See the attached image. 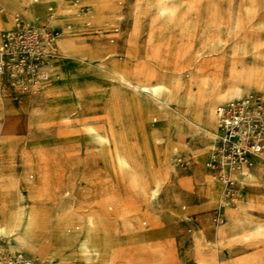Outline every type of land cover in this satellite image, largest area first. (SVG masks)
<instances>
[{
	"label": "rangeland",
	"instance_id": "1",
	"mask_svg": "<svg viewBox=\"0 0 264 264\" xmlns=\"http://www.w3.org/2000/svg\"><path fill=\"white\" fill-rule=\"evenodd\" d=\"M30 5L0 0V16L26 18ZM51 8L60 37L49 79L38 84L44 57L0 74V251L35 264H182L181 238L193 248L194 233L210 232L214 245L227 215L244 210L254 223L223 237L220 258H264V156L233 184L208 167L231 74L255 75L252 94L264 98V0ZM200 92L206 131L186 123ZM197 192L209 207L194 210Z\"/></svg>",
	"mask_w": 264,
	"mask_h": 264
},
{
	"label": "built area",
	"instance_id": "2",
	"mask_svg": "<svg viewBox=\"0 0 264 264\" xmlns=\"http://www.w3.org/2000/svg\"><path fill=\"white\" fill-rule=\"evenodd\" d=\"M18 29L11 34V42L0 48V74L7 65L14 68L27 66L34 68L43 60L44 52L40 48L42 34L30 26H26L22 19L17 20ZM52 34L51 31H49ZM8 60L12 61L9 62ZM16 68L15 76L19 74ZM218 114L222 120L223 133L219 147L208 162L213 170H222L227 165L251 163L264 152V100L256 95L247 101L227 102L218 107ZM249 116H252L249 118ZM228 183L233 184L232 180ZM229 191L226 198L233 199ZM228 203H231L229 201ZM216 220H221L218 213ZM6 254L0 251V262L4 261ZM17 262L32 264L21 251L15 252Z\"/></svg>",
	"mask_w": 264,
	"mask_h": 264
},
{
	"label": "bare ground",
	"instance_id": "3",
	"mask_svg": "<svg viewBox=\"0 0 264 264\" xmlns=\"http://www.w3.org/2000/svg\"><path fill=\"white\" fill-rule=\"evenodd\" d=\"M52 3H54L53 5H55V7H56V6L60 5L61 0H38V3L32 2V0H31V4H32V5H30L31 7H28V8L26 7L24 9L26 18L23 15H21L19 12L15 13L14 19H13L14 20V26L9 30H6L3 33H0V48H2L3 47L2 45H5V44H8L11 42V38H10L11 34L18 29V25H17L18 19H22L26 26H30V27L34 28L35 30H38L41 32L43 39H41V41L39 43H40V48L44 52V59L46 61V65L44 67H41L39 69L40 71H38L39 72V78H40V82L38 84L49 79L50 64H51L52 59L56 57V45H57V42H58L59 37H60L59 31L54 26V24H52L53 18H54V14H53V11L51 8L53 6ZM46 6L50 7L48 15L46 18H43V19L38 18L36 21H30V20H34L38 16V13H40L44 9V7H46ZM44 20H47V26L44 25V23H43ZM49 31H51L52 34H50ZM152 38H154V36H152ZM260 88H261V84L258 81V79L256 78V76L253 74H250L246 71L231 74L230 83H229L228 89L225 93L224 101L221 102V104H219L216 108V120H217L216 123H217L218 128H219L218 132H223L222 120L218 114V107H220L221 105H223L227 102L250 100V99L254 98L256 95H258V94H256V95L252 94V91L260 90ZM202 93L203 92L196 94V96L193 98V106H194L193 110L189 111L186 115V123L188 124V126L190 128L200 127L199 121L204 117L203 109L200 107V104L198 103L201 99ZM247 95H249V96H247ZM263 100H264V98H263ZM251 117L252 116H249V118H251ZM179 125H182V124H179ZM183 126H182V128H183ZM263 156H264V152L261 153L257 158H255L254 161H252L251 163L243 162V163H240L237 165H227L224 169L220 170L223 182L228 183V181L231 179L235 180L234 179L235 178L234 177L235 172H237L239 170H245V169L251 168L252 166L255 165L257 160L262 158ZM223 182L221 181L222 184H223ZM237 213L239 215L237 218H235L233 220L227 219L225 224L223 225V227L217 232V237L219 240L218 242L220 244L223 245V244H225V241H228V240H225L223 238L225 235L229 234L231 236L229 238V240H231V238L236 236L242 230L243 227H245L247 225H252L254 223L252 218H251V215L244 213V212H241V211H238ZM224 219H225V216L223 214L222 222L224 221ZM261 227L262 226H259V225L254 226L253 231L257 232L261 229ZM18 238H19V236H18ZM24 244H26V243L21 241V244L19 247L11 246L10 249L11 250L22 249V246ZM2 252L4 254H6V258L4 259V261H1L0 264H25L22 262L15 261L13 259L15 254H11V253L5 252V251H2ZM22 253L25 255L27 260L30 261V263L35 264V262L32 258L28 257L24 252H22ZM194 255L197 258L199 257V254L197 252H195ZM262 263H264L263 257L254 256V257L246 258L245 260H243L239 264H262Z\"/></svg>",
	"mask_w": 264,
	"mask_h": 264
},
{
	"label": "crops",
	"instance_id": "4",
	"mask_svg": "<svg viewBox=\"0 0 264 264\" xmlns=\"http://www.w3.org/2000/svg\"><path fill=\"white\" fill-rule=\"evenodd\" d=\"M12 19L13 18L11 17L10 14L0 16V28L7 30L8 27L12 26ZM37 19L38 18H36V20ZM199 123H200V127H197V128L203 131H206L205 130L206 129V117L205 116L199 121ZM197 128H194V129H197ZM196 195L198 198H203V199H200L196 201L195 203H193L192 206L194 207V210H203L209 207V202L204 196L200 195L198 192ZM238 211L246 213L244 210H237L232 215H227V219L233 220L237 218L239 216L237 213ZM201 220H202V223H204L203 221L207 222V217H205V215L201 216ZM210 234H211L210 232H204V231H199V232L194 233L192 235V239L194 240L193 248H192V240L189 237L184 236L183 238L180 239V241L183 243L187 242L188 240L190 241V245L184 251L182 264H212V263L216 264V262L218 264H239L246 258L251 257L248 255H243L238 258L232 259L231 261H229V263L222 261L220 258V252H221L220 248L224 244L223 245L220 243H219L220 245L218 244L217 230L214 236V240H216V243L214 245L212 244L210 245L209 243H207L208 241L206 237L207 235H210ZM226 242L227 241H225V243ZM195 252L202 255L205 258V260H201L197 258L194 255Z\"/></svg>",
	"mask_w": 264,
	"mask_h": 264
}]
</instances>
